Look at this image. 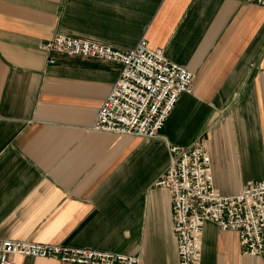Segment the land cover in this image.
Segmentation results:
<instances>
[{
	"label": "crops",
	"instance_id": "0c3cea01",
	"mask_svg": "<svg viewBox=\"0 0 264 264\" xmlns=\"http://www.w3.org/2000/svg\"><path fill=\"white\" fill-rule=\"evenodd\" d=\"M146 38L194 72L156 137L92 129L122 65L41 48ZM54 56L55 61L49 62ZM207 146L216 188L264 179V6L241 0H0V236L179 264L170 145ZM18 264H77L17 256ZM202 264H264L206 221Z\"/></svg>",
	"mask_w": 264,
	"mask_h": 264
},
{
	"label": "built area",
	"instance_id": "2783aa9c",
	"mask_svg": "<svg viewBox=\"0 0 264 264\" xmlns=\"http://www.w3.org/2000/svg\"><path fill=\"white\" fill-rule=\"evenodd\" d=\"M241 1L264 6V0ZM41 48L48 54L79 55L122 65L92 125L96 131L156 137L181 95L193 87L194 72L168 59L164 49L151 48L146 38L130 49H120L58 32L42 42ZM54 61L51 56L49 62ZM169 151L171 163L158 184L171 194L179 264H202L206 221L236 231L245 255H264V179L248 182L236 194H225L215 186L211 156L201 141L170 145ZM17 256L77 264H138L136 256L126 253L0 236V264H18Z\"/></svg>",
	"mask_w": 264,
	"mask_h": 264
}]
</instances>
